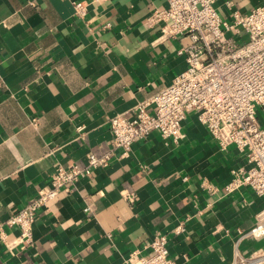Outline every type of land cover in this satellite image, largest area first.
<instances>
[{"label": "crops", "instance_id": "obj_1", "mask_svg": "<svg viewBox=\"0 0 264 264\" xmlns=\"http://www.w3.org/2000/svg\"><path fill=\"white\" fill-rule=\"evenodd\" d=\"M72 1L86 3L83 18ZM262 3L214 0L223 18ZM166 5L0 0V220L34 197L57 163L84 165L89 153L108 151V118L130 113L186 67L179 53L186 39H159L158 26L145 22ZM257 118L264 129L263 110ZM181 133L173 141L151 132L128 156L61 190L38 211L32 244L22 247L19 230L1 226L0 264H125L156 233L167 235L176 264H229L238 253L263 250L264 237L239 233L254 225L263 198L249 187L223 188L244 155L221 150L194 114Z\"/></svg>", "mask_w": 264, "mask_h": 264}, {"label": "built area", "instance_id": "obj_2", "mask_svg": "<svg viewBox=\"0 0 264 264\" xmlns=\"http://www.w3.org/2000/svg\"><path fill=\"white\" fill-rule=\"evenodd\" d=\"M72 5L77 17L87 14L84 1H72ZM145 22L158 26L159 39H186L179 48L186 67L156 93L138 100L130 113L116 112L108 118V151L89 153L84 165L57 163L48 183L0 220V227L19 230L16 240L22 247L34 241L38 211L47 209L61 190L94 168L108 166L113 157L128 156L133 143L151 132H158L164 140L178 141L188 114L195 115L221 150L234 146L244 155L245 164L231 170V178L223 186L225 192L249 187L264 200V129L257 118V111H264V3L244 13L234 9L223 18L214 0H167L165 7L152 10ZM122 192L126 201H134L132 192ZM182 229L178 225L175 232ZM239 233L241 238L264 237V204L255 214L254 225ZM145 248V253L130 252L125 264H176L169 254L166 234H154ZM229 264H264V249L248 255L238 253Z\"/></svg>", "mask_w": 264, "mask_h": 264}]
</instances>
